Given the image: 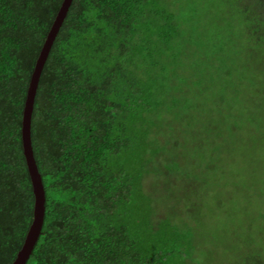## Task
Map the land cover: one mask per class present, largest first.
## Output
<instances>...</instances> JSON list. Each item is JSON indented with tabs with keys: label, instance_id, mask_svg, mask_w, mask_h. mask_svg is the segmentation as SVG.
Listing matches in <instances>:
<instances>
[{
	"label": "trees",
	"instance_id": "16d2710c",
	"mask_svg": "<svg viewBox=\"0 0 264 264\" xmlns=\"http://www.w3.org/2000/svg\"><path fill=\"white\" fill-rule=\"evenodd\" d=\"M63 1L0 0V264L14 262L34 219L23 113ZM238 26L245 42L234 55L257 57L261 68L227 63L231 41L217 40ZM219 80L258 87L262 112L248 119L263 148L264 0H72L35 95L31 138L46 201L25 264H187L194 227L173 220L186 208L176 214L163 202L180 188L161 201L153 191L173 180L152 176L161 144L152 135L175 110L209 116L203 95ZM247 241L237 261L261 264Z\"/></svg>",
	"mask_w": 264,
	"mask_h": 264
},
{
	"label": "rangeland",
	"instance_id": "374dc122",
	"mask_svg": "<svg viewBox=\"0 0 264 264\" xmlns=\"http://www.w3.org/2000/svg\"><path fill=\"white\" fill-rule=\"evenodd\" d=\"M203 23L207 26L206 21ZM237 29L238 33L224 31L216 39L222 43L229 37L232 48L228 50L229 56L235 57L233 47L245 42L243 27ZM205 38V42L212 40ZM236 52V58L227 60L229 66L249 69L263 66L259 58L244 55L240 59ZM232 79H236V73ZM224 84L229 83L217 81L203 95L204 101L209 100L212 106L209 116L187 118L183 111L175 110L164 120L159 118L161 122H157L159 126L154 128L152 137L159 138L161 144L157 140L159 154L151 165L152 176L158 178L157 183H163L164 177L173 182L153 191L157 197L161 196V201L167 197V191L181 189L178 197L173 195L163 202L176 214L186 208L185 218L181 214L173 220L179 224L187 220L188 226L194 227L191 251L186 253L187 264H240L236 257L245 240L250 243L251 254L260 253L264 264V159L251 162L254 155L264 157V146L261 148L259 133L256 139L251 136L253 126L248 119L262 112L259 101L252 100L258 96L255 93L258 87L250 81L235 84V89L230 85L223 87ZM239 91L240 102L236 98ZM239 116L243 129L238 128ZM247 155L250 160H246ZM167 212L157 218L163 219ZM188 226L183 229L190 231ZM193 253L197 258L192 257Z\"/></svg>",
	"mask_w": 264,
	"mask_h": 264
},
{
	"label": "water",
	"instance_id": "95a60500",
	"mask_svg": "<svg viewBox=\"0 0 264 264\" xmlns=\"http://www.w3.org/2000/svg\"><path fill=\"white\" fill-rule=\"evenodd\" d=\"M72 0H64L58 15L49 31L47 39L44 43L41 54L36 63L33 75L31 77L30 85L28 88L27 98L23 113V125H22V139L24 145V153L26 156L28 168L31 174L33 182V190L35 194V206H34V219L27 233L24 245L18 252V255L12 264H25L37 238L40 234L43 226L44 215H45V188L42 180L41 173L39 172L37 162L35 160L32 138H31V121L34 109L35 95L41 76V72L48 56L50 47L55 39V36L61 26L64 17L66 16L68 9L71 5Z\"/></svg>",
	"mask_w": 264,
	"mask_h": 264
}]
</instances>
